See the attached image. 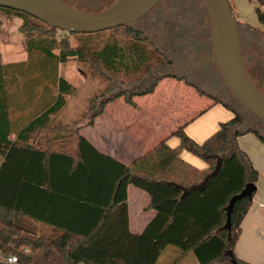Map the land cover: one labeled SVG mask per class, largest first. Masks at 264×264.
<instances>
[{"label": "trees", "instance_id": "trees-1", "mask_svg": "<svg viewBox=\"0 0 264 264\" xmlns=\"http://www.w3.org/2000/svg\"><path fill=\"white\" fill-rule=\"evenodd\" d=\"M255 1L257 20L264 25V0ZM1 12L21 18L18 30L25 39L27 58L9 65L0 61V256L15 255L16 264H155L166 247L174 246L179 249L177 259L192 253L198 264H251L235 255L234 246L255 189L250 198L234 203L230 225L225 226L230 197L258 179L257 169L234 139L252 131L264 142L258 132L244 126L240 112L213 98L231 108L234 116L220 122L206 139L195 141L181 126L125 166L98 151L79 130L91 126L107 102L123 96L134 106V96L152 93L168 77L160 74L153 84L148 80L165 62L162 52L133 25L68 32L24 12L0 6ZM249 29L264 36V31ZM74 57L103 75L108 85L99 97H110L98 108L92 98L78 120L60 125L54 116L75 87L57 75L56 68ZM6 76L15 83L17 94L36 90V81L43 84L45 105L29 119H17L13 130L3 97ZM146 78L148 82L141 85ZM18 79L24 84L18 86ZM48 80L52 87L45 84ZM65 136L66 148L61 142ZM172 136L178 139L175 146L168 143ZM182 151L205 166L199 169L184 161ZM128 185L144 191L149 197L146 209L155 211L139 234L129 230ZM33 223L56 233L39 234Z\"/></svg>", "mask_w": 264, "mask_h": 264}, {"label": "crops", "instance_id": "crops-1", "mask_svg": "<svg viewBox=\"0 0 264 264\" xmlns=\"http://www.w3.org/2000/svg\"><path fill=\"white\" fill-rule=\"evenodd\" d=\"M4 15L0 17V61L2 65H9L16 62H3L2 55L9 60V58H14L16 54L14 55V51L11 52L12 49L8 50L7 47L5 49L2 37L5 36V39L8 41L9 37L13 39H24V36L18 30L21 24V18L16 15ZM10 80V77H5L6 84L3 87V97L7 107V117L10 121L11 130H13L12 125L17 119L21 120V122H23L22 120L29 119L35 112L42 109L43 107L41 108V106L45 104H42V83L38 84V81H36L35 85L33 84L36 90L29 91V94H17L14 93L15 83L12 84ZM174 80L164 78L159 83L168 86L180 97L179 99H181L180 103L182 105L181 112H187L184 120L179 121L177 123L178 125L175 124L174 127H169L167 120L164 119V115L168 113V110L165 109L171 102L170 96H165V100H163V104L160 106L149 105L146 106L147 110H141L142 106L139 105L138 100L152 97L145 94L133 97L135 105L131 106L128 104L132 109L131 111L118 112V114L102 111L94 118L91 126L81 128L79 133L88 128L90 132L87 134V139L98 151L112 157L125 166H129L135 159L151 150L157 143L167 138L181 126H183L186 135L197 142H202L218 129L220 122L227 121L234 116L231 108L224 106L221 102H214L211 96L197 94L191 85H185L182 81ZM154 90L157 89L154 87ZM16 96L20 99L16 100ZM189 101L195 104L193 109ZM139 107L141 108L138 109ZM103 115H106V119L102 121ZM106 120H110V122ZM100 125L103 128V136L93 132ZM209 126L212 127L206 131ZM194 134L201 139L194 137ZM9 138H14L13 131ZM168 143L175 146L178 143V139L174 136L169 137ZM234 143L246 153L252 166L258 171L255 192L251 205L241 221L240 233L234 246V253L238 258L251 264H264V142L251 131L236 136ZM180 156L184 161L193 164L199 169L205 166L198 157L187 151H182ZM136 194L138 197L142 195L139 192H136ZM143 199L139 210L132 216L127 198L129 230L134 234L142 232L147 223L155 215L153 209H146L149 204V197L146 193ZM33 226L37 227L35 228L37 229L36 232L47 237H51L56 233L54 229L48 226H42L39 223H33ZM168 247L162 252L156 263H160L163 260L170 262L172 259L171 256L174 253V256H176H173L174 259L172 262L175 261L174 264L180 262H184L185 264H198L193 254V256L190 253L183 258L177 259L178 254L176 255L174 250H172L173 253L168 252Z\"/></svg>", "mask_w": 264, "mask_h": 264}, {"label": "flooded vegetation", "instance_id": "flooded-vegetation-1", "mask_svg": "<svg viewBox=\"0 0 264 264\" xmlns=\"http://www.w3.org/2000/svg\"><path fill=\"white\" fill-rule=\"evenodd\" d=\"M62 1L75 8V6L89 5L84 1L90 0ZM112 1L96 0L94 2L95 5L105 8ZM195 1L161 0L136 20L133 27L153 42L166 58L165 62L161 63L152 75L166 74L168 77L165 78L183 80L194 88L197 87L204 94L224 101L216 94L222 93L223 88L221 73L212 60L211 25H208L205 9L202 6L203 9L196 11L197 2ZM241 30L239 27L244 69L251 82L264 94V40L260 39L262 43H259L254 42L259 40H254L251 36L244 38ZM174 40L179 42L177 46H175ZM145 82H148L147 78L140 84H145ZM209 88L210 91H208ZM227 103L229 104V102ZM230 105L234 109L236 104ZM239 105L237 108L243 111V113L240 111V114L244 118V126L258 132L264 138V119L252 114L240 103Z\"/></svg>", "mask_w": 264, "mask_h": 264}, {"label": "water", "instance_id": "water-1", "mask_svg": "<svg viewBox=\"0 0 264 264\" xmlns=\"http://www.w3.org/2000/svg\"><path fill=\"white\" fill-rule=\"evenodd\" d=\"M161 0H113L107 7L86 12L62 0H0V6L24 12L45 24L68 32L94 33L133 23ZM211 25L212 60L231 94L249 111L264 119V94L249 79L241 57L238 22L228 0H202ZM157 75H149V82ZM140 89V86H137ZM252 182L230 197L226 206V223L234 203L251 197Z\"/></svg>", "mask_w": 264, "mask_h": 264}, {"label": "rangeland", "instance_id": "rangeland-1", "mask_svg": "<svg viewBox=\"0 0 264 264\" xmlns=\"http://www.w3.org/2000/svg\"><path fill=\"white\" fill-rule=\"evenodd\" d=\"M94 1H96V0H94ZM94 1L93 0H90L88 2L84 1L85 4H89V5L79 6V7L75 6V8L82 10V11H86V12L98 11V10L104 8L103 6L95 5ZM195 2H197V4L195 5L196 11L204 8L205 9L204 10L205 15L207 16V19H208V14H207V11H206V8L204 6L203 1L202 0H196ZM228 2L230 4V6L232 7V11H233V14L235 16V19L240 24H242V25H240L238 23L240 28L242 29L241 33H242V35H244L243 37L246 38V36H251L252 39H254V40L258 39L259 40V41H254V42L262 43V41L264 40V36H261V34L257 35V34H255V32H253V31H251V29H249V27H252V28H257L260 31H264V25L260 24L257 20V17H256V13H255L256 1L255 0H228ZM197 6H200V7H197ZM201 6L203 8H201ZM4 14L15 15L14 13H3V12H1L0 17L5 16ZM208 25L210 26L209 19H208ZM196 27H197V25H196ZM58 34H62V33L58 32ZM106 36L107 35H105V37ZM260 39L262 41H260ZM68 40L71 44L75 43V40L73 39L72 36H70ZM2 42L4 43L5 49H6V47L8 48V50L12 49L11 52L14 51V55L16 54L14 56V58H12V59L9 58V60L6 59L5 57H3V55H2V61L3 62H7V61L22 62V60L24 61L27 58V55L25 52V39H22V38L21 39L20 38L19 39H13V38L9 37L8 41H7V39H5V36H4V37H2ZM174 42H175V46H177V44L179 43L177 40H174ZM31 61L34 62L37 60H31ZM56 69H57V75L62 76L63 78H65L69 83H71L75 87V91L73 92L72 95H65L64 96L65 104L62 107V109L54 116V121L57 124L71 125L74 121L78 120L82 116V114L88 110V106L92 103V101H91L92 98L96 99L97 108H98L100 101H103L106 97H110L108 94L104 95L103 97H99V95L103 92V90H105V88L107 87L108 84H107V81L105 80V78L103 77V75L94 71L93 67L88 62L80 61L74 57V58L67 60L65 63H59L57 65ZM170 80H174V78H170ZM16 81L18 82L17 83L18 86H21L24 84V81L22 79H18ZM160 81H162V80H160ZM174 81L184 82L183 80H177V79H175ZM159 82L157 83L158 86H155V89H157V90H154V92H152V93H148V95L152 96V97H148V99H142L141 98L138 100L139 105L142 106V108L139 107L138 109L141 108V110H147L146 106H149V105L160 106L161 104H163V100H165V96H170L171 102L168 105V107L165 109V110H168V113H166L164 115V119L167 120L169 127H174V125L177 124L179 121L184 120L187 112H185V111H184V113L181 112L182 111V105L180 103V100H181V99H179L180 97L177 96V94L174 93V91H172L168 86H164L163 83L161 84ZM184 83H185V85H188V84H186V82H184ZM45 84L46 85L48 84L50 87H52L51 83L49 84V80L47 82H45ZM222 88H223V92L219 93V94L216 93L217 96L219 98H223L224 101L229 102V104H233V105L236 104L234 107L237 108L239 105V102L231 94V92L228 90L223 79H222ZM193 89L195 90L194 92L201 95L198 91H196V89L194 87H193ZM208 91H210V88L208 89ZM48 96H49V94H48ZM95 97H98V98H95ZM185 104H187V103H185ZM190 104H191L192 109H193L195 104L193 102H190ZM231 107H233V106H231ZM237 109L239 110V112L241 111L243 113V111L241 109H239V108H237ZM131 110H132L131 107L128 104L124 103L123 96L117 97V98L107 102L102 108V111L114 112L116 114H118V112H123V111L129 112ZM103 116L104 117H103L102 121L104 119H106L105 118L106 115H103ZM106 121L110 122V120H106ZM83 127H86V126H83ZM211 127L212 126H209L206 129V131L209 130ZM88 132H90V131L87 128L86 130H83L80 133V135L82 137H84L86 140H88L87 139V134H89ZM93 132L97 133L98 135L100 134V136H103L102 125H100V127H97L96 130H94ZM194 137H196L197 139H201L196 134H194ZM61 142L63 143L64 148H66L65 145L69 146V145H67L68 139L66 136L61 140ZM67 148H69V147H67ZM136 192H139L142 195L140 197H138ZM126 193H127L129 206H130V213L133 216L139 210L141 203H143L142 201L144 200L143 196L145 195V193L143 191L131 186V185L128 186ZM33 227H34V229L37 228L35 226H33ZM38 228H40V227H38ZM35 230H37V229H35ZM168 248H169L168 252L173 253L172 250H174L176 252V255L179 253V249L177 247L169 246ZM173 256H174V253L171 256L172 259L170 260V262L163 260V261H160V263H156V264H174L175 261L172 262L174 259ZM191 256H193L192 253H191ZM174 257H176V256H174ZM178 264H185V263L180 262Z\"/></svg>", "mask_w": 264, "mask_h": 264}, {"label": "built area", "instance_id": "built-area-1", "mask_svg": "<svg viewBox=\"0 0 264 264\" xmlns=\"http://www.w3.org/2000/svg\"><path fill=\"white\" fill-rule=\"evenodd\" d=\"M0 262L3 264H16L17 257L15 255L0 256Z\"/></svg>", "mask_w": 264, "mask_h": 264}]
</instances>
